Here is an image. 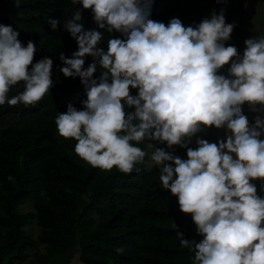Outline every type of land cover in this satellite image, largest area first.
<instances>
[{"label": "clouds", "instance_id": "clouds-1", "mask_svg": "<svg viewBox=\"0 0 264 264\" xmlns=\"http://www.w3.org/2000/svg\"><path fill=\"white\" fill-rule=\"evenodd\" d=\"M13 3L19 7V0ZM71 3L91 9L103 31L85 30L79 8L63 21L77 50L71 58L60 52V71L80 78L86 99L80 110L69 103L57 113L58 134L72 138L73 151L103 170L139 171L135 166L148 155L161 187L177 197L203 237L196 242L177 232L180 247L194 252L191 264H264V196L251 182L264 181V35L245 39L240 54L225 45L234 23L225 22L223 8L185 26L175 17L167 25L151 19L153 0ZM48 23L57 31L58 20ZM114 31L123 38L109 35L107 48L98 47L104 33ZM18 35L0 23V105L27 107L51 87L53 61L45 56L33 63L34 42L25 45ZM86 55L93 60L84 67ZM224 65L227 75L219 71ZM17 82L23 90L9 97ZM245 103L258 113L252 123ZM208 126L224 128L225 139L196 136L195 149L187 147ZM145 139L185 147L187 159L151 142L148 154L138 146Z\"/></svg>", "mask_w": 264, "mask_h": 264}, {"label": "trees", "instance_id": "trees-1", "mask_svg": "<svg viewBox=\"0 0 264 264\" xmlns=\"http://www.w3.org/2000/svg\"><path fill=\"white\" fill-rule=\"evenodd\" d=\"M234 1L153 0L150 18L167 25L175 17L194 26L223 8L225 22L234 23L225 45L241 53L247 31L228 8L236 7ZM77 8L85 30L103 31L91 9L71 0H19V7L13 0H0V23L18 30L23 44L34 42L33 63L45 56L53 61L52 85L38 102L0 105V264H68L73 253L84 264H191L194 252L180 247L177 232L197 242L196 225L190 213L179 209L177 197L161 187L158 166L144 162L135 166L139 171L127 174L115 167H93L73 151L72 138L57 132V113L66 111L69 103L80 110L86 99L80 78L60 71L65 66L60 52L71 58L77 50L75 39L62 26ZM49 18L59 21L57 31L50 28ZM109 35L123 38L119 32L104 33L98 47L107 48ZM92 60L86 55L84 67ZM22 90V82H17L8 96ZM136 91L130 87V94ZM150 142L186 157L187 149L179 145L167 148L145 139L138 146L146 151ZM258 181L251 182L264 196Z\"/></svg>", "mask_w": 264, "mask_h": 264}, {"label": "flooded vegetation", "instance_id": "flooded-vegetation-1", "mask_svg": "<svg viewBox=\"0 0 264 264\" xmlns=\"http://www.w3.org/2000/svg\"><path fill=\"white\" fill-rule=\"evenodd\" d=\"M237 3H238V6L236 5ZM247 5H248V0H241V1L237 0V1H234L233 3V6H236V7L231 8V10H234L235 13H237L236 16H237V22L239 21L238 24L247 31L243 36H246V39H247L250 34L254 36L264 35V0L258 1L257 6H256L257 8L256 13L252 15L251 13H249L251 17H246L244 15V10L246 9ZM242 43H243L242 47H245L244 42ZM257 107H259V105ZM242 111L244 112V114L249 113V112H254V111L249 110L247 103H245L242 106ZM254 113L258 114L257 112H254ZM217 138H218V131H217ZM261 138L264 139V136H262ZM205 139H207V137ZM195 147L193 149H195ZM258 182L260 186L262 183H264V181H261V180H259ZM202 238L203 237L201 235H198L196 233L197 242H199Z\"/></svg>", "mask_w": 264, "mask_h": 264}, {"label": "rangeland", "instance_id": "rangeland-1", "mask_svg": "<svg viewBox=\"0 0 264 264\" xmlns=\"http://www.w3.org/2000/svg\"><path fill=\"white\" fill-rule=\"evenodd\" d=\"M236 1H237V0H236ZM236 5L238 6V3H237ZM228 8L231 9V8H232V5L229 6ZM241 39H242V42H244V40L246 39V36H242ZM243 49H244V47H242V49H241V53H240V54H242ZM227 67H228V65L225 66V69H226ZM223 73H224L225 75H227L226 70H224ZM245 115L247 116V118H248V120H249V123H252L254 117H255L256 115H258V114L254 113V112H249V113H246ZM196 136H199V137L202 138V139H205V138L207 137L206 140H208V141L211 142V143H215V142L218 141V138H217V129H216L214 126H208V127H207L206 129H204L203 131L198 132L197 134H195V136L192 137V142H191L190 144H188V147H192V148H194V147L196 146V143H195ZM145 152L148 153V154H150V153H151L150 148L147 147V149H146ZM234 158H235V157H234ZM185 159H187V156L185 157ZM144 162L147 164L148 167H149V165H152L151 161H150L149 158H148V155H146V157H145V161H144ZM28 204H31V203L28 202ZM21 209H22V207H21ZM29 209H30V206H29V205H27V206L24 207V210H25V211H27V210H29ZM24 210H23V211H24ZM35 234H36V233L34 232V233H33V236H35ZM68 264H84V263L80 260V257H79V254H78V253H73V254L71 255V258H70V261H69Z\"/></svg>", "mask_w": 264, "mask_h": 264}, {"label": "water", "instance_id": "water-1", "mask_svg": "<svg viewBox=\"0 0 264 264\" xmlns=\"http://www.w3.org/2000/svg\"><path fill=\"white\" fill-rule=\"evenodd\" d=\"M258 1H261V0H248V5L246 9L244 10V15L246 17H251L249 13H251V15L256 13L257 11L256 6H257ZM217 131H218V140H224L225 139V129L219 128L217 129Z\"/></svg>", "mask_w": 264, "mask_h": 264}]
</instances>
